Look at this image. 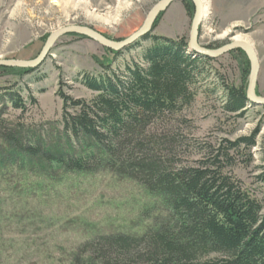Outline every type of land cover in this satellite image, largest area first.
Segmentation results:
<instances>
[{
    "label": "rangeland",
    "instance_id": "374dc122",
    "mask_svg": "<svg viewBox=\"0 0 264 264\" xmlns=\"http://www.w3.org/2000/svg\"><path fill=\"white\" fill-rule=\"evenodd\" d=\"M74 1L0 0V59H33L51 32L73 24L91 27L113 40L124 39L159 0H126L130 5L114 14L111 11L124 0H81L94 14H117L112 25L90 19L81 6L73 7ZM189 11L181 0H174L161 13L151 35L187 40L194 9ZM235 34L248 38L246 42L257 52L256 93L264 96V0H208L198 42L218 48ZM152 44V39L140 40L114 54L86 37L65 35L31 72L20 76L0 70V264H71L82 245L100 235L139 236L171 221V206L164 194L150 192L115 173L100 145L86 136L73 138L64 130L62 102L56 95L60 88L74 99L90 101L97 94L80 83L83 75L105 74L101 65L118 76L127 66H144L141 55ZM240 60L245 62L244 69ZM202 70L191 103L178 113L153 119L149 131L165 142L161 155L173 164L190 166L209 146L247 137L258 127L255 146L249 151L241 147L242 153L228 168L264 206V184L255 178L264 156V109L247 106L241 117L222 109L226 86L246 91L249 61L246 55L227 53L204 62ZM6 92L20 95L24 111L9 103ZM8 136L40 152L31 155ZM46 154L64 159L88 157L93 170H69L49 161ZM83 261L102 264L87 254ZM128 264L146 263L135 259Z\"/></svg>",
    "mask_w": 264,
    "mask_h": 264
},
{
    "label": "trees",
    "instance_id": "16d2710c",
    "mask_svg": "<svg viewBox=\"0 0 264 264\" xmlns=\"http://www.w3.org/2000/svg\"><path fill=\"white\" fill-rule=\"evenodd\" d=\"M181 1L190 12L191 1ZM147 39L153 44L141 55L144 66H127L118 76L101 65L105 74L81 77L80 83L97 94L90 101L74 99L60 88L56 95L62 102L64 130L73 138L86 136L100 145L115 173L141 183L150 192L164 194L171 206V221L139 236L100 235L84 243L71 264H86L84 254L102 264L135 263V259L146 264H264V206L228 168L242 153L241 147L249 151L255 146L258 127L247 137L223 139L209 146L193 165H176L166 159L160 151L165 142H160L149 126L153 119L178 113L191 103L204 62L210 58L188 52L184 37L170 39L148 33L141 40ZM229 54L245 56L241 50ZM240 66L244 69L245 62L240 60ZM0 70L21 76L33 69ZM5 94L14 108L24 111L25 103L18 93ZM224 97L223 111L236 117L252 106L242 88L226 86ZM30 101L36 103L32 97ZM8 138L31 155L40 152L18 145L12 136ZM262 141L264 149V137ZM43 156L79 172L94 166L88 157ZM247 157L250 162V153ZM260 162L257 168L261 172L255 178L264 184V156Z\"/></svg>",
    "mask_w": 264,
    "mask_h": 264
},
{
    "label": "water",
    "instance_id": "95a60500",
    "mask_svg": "<svg viewBox=\"0 0 264 264\" xmlns=\"http://www.w3.org/2000/svg\"><path fill=\"white\" fill-rule=\"evenodd\" d=\"M173 1L174 0L157 1L146 14L142 24L124 39H110L88 26L75 24L62 26L56 29L55 31L51 32L47 36L42 48L40 49L38 55L35 58L30 60L0 59V67L34 69L43 63L50 49L54 46V44L60 37L71 34L86 37L107 50L113 52L121 51L126 47H129L130 45H133L134 43L140 41L145 35L150 33L152 26L159 14H161ZM190 1L193 5L194 12L187 39V51L193 53L195 56H201L210 59L217 58L234 50L243 51L250 64V72L245 91L246 99L252 106L264 107V96H260L256 93V83L260 69V62L257 52L255 51L253 46L245 41H230L218 48H209L201 45L198 42V34L199 25L203 20L202 4L200 0Z\"/></svg>",
    "mask_w": 264,
    "mask_h": 264
},
{
    "label": "bare ground",
    "instance_id": "6f19581e",
    "mask_svg": "<svg viewBox=\"0 0 264 264\" xmlns=\"http://www.w3.org/2000/svg\"><path fill=\"white\" fill-rule=\"evenodd\" d=\"M201 4H202V9H203V16H205L208 12V0H200ZM130 4L128 3V1L124 0L122 2L119 1V3L117 4V6L111 11L113 14L114 12L116 13L118 9H122V8H127ZM81 6L83 8V12L84 14L89 17L92 20H96L102 23H106L109 25H112L114 22H116L117 20V14H115L114 16H111L112 14H94L92 11H90L88 9L87 3L81 0H75L73 7H79ZM227 32H225L224 34H226ZM248 38L239 35V34H235L231 40L232 41H245ZM248 42V41H247Z\"/></svg>",
    "mask_w": 264,
    "mask_h": 264
}]
</instances>
